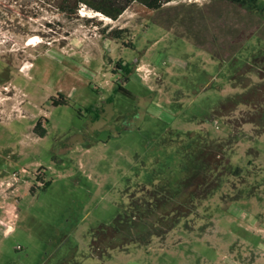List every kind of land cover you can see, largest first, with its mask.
Masks as SVG:
<instances>
[{
	"label": "rangeland",
	"instance_id": "1",
	"mask_svg": "<svg viewBox=\"0 0 264 264\" xmlns=\"http://www.w3.org/2000/svg\"><path fill=\"white\" fill-rule=\"evenodd\" d=\"M61 4L0 0V264H264V0Z\"/></svg>",
	"mask_w": 264,
	"mask_h": 264
},
{
	"label": "trees",
	"instance_id": "2",
	"mask_svg": "<svg viewBox=\"0 0 264 264\" xmlns=\"http://www.w3.org/2000/svg\"><path fill=\"white\" fill-rule=\"evenodd\" d=\"M67 2V0H64ZM174 0H76L73 7H67L65 4L59 5L60 9L69 13H76L80 3H84L87 6L95 9L98 12L105 14L111 19L116 20L124 12V10L133 2H138L141 5L145 6L149 10H158L162 8L166 3L172 2ZM236 4L242 5H252L253 7L258 8V0H227ZM119 34V33H118ZM120 37V35H117ZM61 100H55L54 103H60ZM37 131L42 136L46 133V129L43 125L42 120H39L35 127ZM46 185V184H45Z\"/></svg>",
	"mask_w": 264,
	"mask_h": 264
},
{
	"label": "flooded vegetation",
	"instance_id": "3",
	"mask_svg": "<svg viewBox=\"0 0 264 264\" xmlns=\"http://www.w3.org/2000/svg\"><path fill=\"white\" fill-rule=\"evenodd\" d=\"M68 2L75 3L76 0H67ZM264 115V114H263ZM14 178L16 181H18L19 176L14 172ZM193 197L189 194H182L179 197H177L175 201V209L178 211V213H182L185 210H189L190 206L192 205ZM177 213V214H178ZM169 214H166L168 216ZM162 217V216H161ZM163 218V217H162ZM175 215L170 216V219L163 221V219H157L156 223H149L145 222L141 227V233L144 239L151 238L154 234H165L166 231H168L169 227L172 225V222L174 221Z\"/></svg>",
	"mask_w": 264,
	"mask_h": 264
},
{
	"label": "bare ground",
	"instance_id": "4",
	"mask_svg": "<svg viewBox=\"0 0 264 264\" xmlns=\"http://www.w3.org/2000/svg\"><path fill=\"white\" fill-rule=\"evenodd\" d=\"M83 13H84V12H83ZM84 14H85V13H84ZM84 14H83V15H84ZM98 14H100V12H97V15H98ZM105 18L110 19L108 16L105 17ZM37 36H38V35H37ZM37 36L31 37L30 40L28 41V44H30V45H37V44L43 42V40H42L40 37H37Z\"/></svg>",
	"mask_w": 264,
	"mask_h": 264
}]
</instances>
